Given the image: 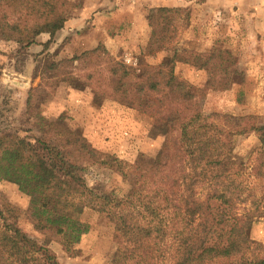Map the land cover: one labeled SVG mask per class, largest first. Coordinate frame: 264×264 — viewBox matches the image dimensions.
Returning <instances> with one entry per match:
<instances>
[{"label": "trees", "instance_id": "16d2710c", "mask_svg": "<svg viewBox=\"0 0 264 264\" xmlns=\"http://www.w3.org/2000/svg\"><path fill=\"white\" fill-rule=\"evenodd\" d=\"M78 6L71 0H0V40H15L23 49L41 33L52 38ZM147 18L151 31L145 50L168 52L148 72L143 67L139 74L117 60L102 42L72 57L78 72L60 71L55 55H47L36 72L51 91L59 83H83L155 117V131L165 137L161 149L130 164L96 147L63 112L39 111L40 135L34 141L1 130L0 181L17 184L30 197L29 211L44 240L21 228L20 207L0 202V264H62L50 244L59 241L75 254L90 230L79 218L88 207L107 212L115 223L117 248L109 264H264V243L252 237L264 217V181L259 195L256 184L245 181L234 146L236 136L257 134V176L262 177L264 123L245 127L236 115L203 108L209 90L231 88L236 56L218 45L201 53L181 49L178 38L190 24L181 6L151 7ZM179 63L205 70L208 79L193 83L178 74ZM27 105L30 109L29 100ZM69 158L92 160L125 178L132 175L131 188L122 196L101 192L68 167Z\"/></svg>", "mask_w": 264, "mask_h": 264}, {"label": "rangeland", "instance_id": "374dc122", "mask_svg": "<svg viewBox=\"0 0 264 264\" xmlns=\"http://www.w3.org/2000/svg\"><path fill=\"white\" fill-rule=\"evenodd\" d=\"M71 1L79 4L71 8V17L88 9L87 18L75 35L52 38L49 35L42 40L37 36L36 43L23 49L15 40H0V132L3 129L13 130L34 141L40 135L37 129L39 111L54 115L63 112L68 123L82 129L89 140L103 151L130 164L136 163L142 155L154 157L165 140L162 134L155 131V117L104 97L83 83L75 82L72 86L59 83L51 91L42 81L40 70L36 72V66L47 55H55L53 58L58 62L60 71L78 72L79 63L72 57L96 47L100 42L117 60L135 67L137 73H142L143 67L148 72L151 66L159 64L168 55L166 51L150 55L145 50L151 31L147 18L151 9L148 6L150 0ZM206 1L194 0L195 5L181 6L190 15V24L181 31L178 46L183 50L201 53L191 48L190 35L187 34L193 22L192 13L198 11L196 18L201 16L203 26L209 28H205L206 35L212 36L210 32L217 30L219 34L214 45L230 49L237 62L231 88L209 90L203 98V108L207 113L236 115L245 127L262 124L264 59L259 50L264 37L254 25L257 20L264 18V0H221L218 3L221 9L218 6L215 9H203L201 3ZM191 7L195 9L191 10ZM192 35L196 37L200 33ZM50 39L51 43L45 44ZM127 56L136 58L137 65L127 62ZM176 70L179 75L197 85H203L208 79L205 70L187 64H177ZM260 145L255 132L238 135L234 139L244 179L256 184L254 190L259 195L263 192L260 183L264 181V175L257 176L261 162ZM68 167L85 177L90 186L117 196L129 191L134 177L125 178L119 171L87 159L69 158ZM2 201L20 207L18 223L21 228L39 241L44 240V235L35 228L29 211L30 197L20 191L17 184L0 181ZM240 207L241 212L245 211L243 204ZM79 218L89 223L90 230L76 245L77 252L73 255L66 252L59 241H52L50 245L58 259L62 264H109L117 248L115 223L107 212L91 207L86 208ZM1 221L0 217V232ZM252 237L264 243V217L255 223Z\"/></svg>", "mask_w": 264, "mask_h": 264}, {"label": "crops", "instance_id": "0c3cea01", "mask_svg": "<svg viewBox=\"0 0 264 264\" xmlns=\"http://www.w3.org/2000/svg\"><path fill=\"white\" fill-rule=\"evenodd\" d=\"M221 0H207L206 2L201 3L203 9L204 8H209V9H215L217 8V6L220 8L222 7L221 5H218V3ZM195 5L194 4V0H150L149 1V7H157V6H192ZM197 5V4H196ZM225 8H228L227 6H224ZM223 7V8H224ZM195 7H191V10H194ZM221 9V8H220ZM196 11V10H195ZM88 12V9L85 8L79 15L75 16V17H71L70 19L67 20L65 26L59 30L54 37H61V36H67L69 34L71 35H75V33H77V30L80 26L83 25V21L86 20V13ZM199 12H193L192 13V24L190 26V28L187 30V34L190 35V45L191 48H195L196 50H198L199 52H204L207 51L209 49H211V47L217 42V36H218V32L217 30H214V28L212 30H214L213 32H210L212 36H207L206 32H205V28H208V26H203V21L201 20V16L200 18H196L198 17ZM255 28L261 32V34H263L264 37V18L263 20H257L255 22ZM209 29V28H208ZM211 29V28H210ZM200 30V32H199ZM200 33V36H193L192 34H196V33ZM74 33V34H73ZM49 33H41L38 37L39 40H42L43 38H46L47 36H49ZM193 36V37H192ZM195 38V39H194ZM147 40H148V36H147ZM222 41V39H220ZM262 46L260 47V53L262 54V57L264 59V38L262 40ZM180 64V63H179ZM183 64V63H182Z\"/></svg>", "mask_w": 264, "mask_h": 264}, {"label": "built area", "instance_id": "2783aa9c", "mask_svg": "<svg viewBox=\"0 0 264 264\" xmlns=\"http://www.w3.org/2000/svg\"><path fill=\"white\" fill-rule=\"evenodd\" d=\"M126 61L134 65H137V62H138L136 58H133L131 56H127Z\"/></svg>", "mask_w": 264, "mask_h": 264}]
</instances>
